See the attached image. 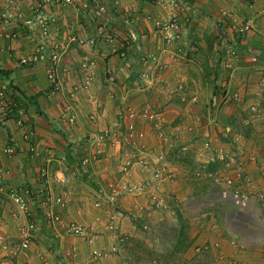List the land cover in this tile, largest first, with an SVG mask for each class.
<instances>
[{"label":"crops","instance_id":"0c3cea01","mask_svg":"<svg viewBox=\"0 0 264 264\" xmlns=\"http://www.w3.org/2000/svg\"><path fill=\"white\" fill-rule=\"evenodd\" d=\"M89 1L77 0L81 4ZM103 1L107 12L92 18L80 5L65 4L62 0H50L36 11L30 10L23 0H0V14L7 17L4 22L0 19V89L4 86L0 99V176L4 182V190L0 192V233L6 239V244L0 248V263L14 264L7 257L9 253L16 255L15 264H120L123 258L131 256L126 246L119 254H108L88 263L85 250L101 252L112 245L107 229L91 242L77 241L63 234L62 229L47 226L40 214L44 199L49 195L62 196L63 207L46 206L58 213L64 223L85 220L83 222L90 221L100 227L93 214L101 215L95 207L103 205L101 195L106 185V192L113 189L116 195L111 202L118 207L117 217L114 216L122 232L131 235L134 231L128 222V211L137 212V207H141L156 215L155 206L151 207L147 198L149 193L145 192L150 190L155 198L160 192L167 200L190 189L192 203L196 202L190 205V210L198 213L200 209L209 211L211 208L214 213L199 212L197 217L190 218V264H212L220 254L235 258L238 264H264L258 239H247L235 227V221L227 217L223 216L219 224L215 222L213 216L221 212L209 205L208 181L196 182L191 172L188 174V170L192 171L201 162L214 167L218 164L215 154L202 147L203 140L209 139L215 146L235 148L216 139L223 129H228L226 121L234 106L227 100L219 107H212L210 116L215 117L216 123L209 130L207 125L199 126L208 116L207 111L211 109L208 105H213L221 92L237 91L240 96L245 92L248 104L255 105L259 113L264 110L261 91L264 0ZM172 14L178 20L179 29L176 38L165 43L155 22ZM247 17H253V28L241 35L238 28ZM40 18L48 23L46 37L40 35ZM53 44L61 52L56 67L60 89L51 95L47 56L25 65H21L20 60L30 59L40 45L47 53ZM178 48H183V54H190L187 65L190 72L187 67L183 72L182 63L172 60L175 56L179 58ZM231 50H235L237 56L230 59L229 71L224 65ZM163 65L165 69L160 71ZM179 85L186 89L179 90ZM180 99L187 100L186 109L180 106ZM124 107L134 108L139 113L150 109L153 115L149 120L137 119L142 138L137 141L141 147L136 151L139 152L136 160L132 154L134 147L122 134L123 122L117 121ZM4 108L11 109L5 117ZM91 114L95 115L93 120L89 119ZM179 116H186V123L193 129L190 143L183 147L190 152L188 161L172 157V150L166 149L153 134L152 128L157 123L171 134L167 136L169 142H176L178 136L173 122ZM69 117L73 118L72 122L68 121ZM154 117H158L157 121ZM196 118L200 121L193 125ZM102 131L107 136L99 142L97 137L101 134L98 133ZM26 133H30V138H25ZM198 135L200 138L194 140ZM249 138H242L243 142L237 145L245 161L242 170L249 178L260 177L258 181H262L258 163L247 158L251 155L260 158L264 141L260 145L253 143L248 151L243 144ZM89 143L95 144L93 152L99 150L102 154L95 159L92 156L93 161L89 159L91 163L83 165L82 157ZM30 146L38 151L37 156L29 150ZM146 161L164 164L167 175H156L152 166L144 165ZM124 163L130 164L121 172ZM125 184L137 188L122 192ZM19 187L30 189V195L25 197L29 214L26 218L7 194L8 188ZM137 190L143 194L136 195ZM261 209L264 213L263 204ZM108 211L111 212L110 207ZM23 221H32L35 232L28 248L16 252L11 250L10 244L12 240H19L17 225ZM58 229L59 233H55ZM232 238H236L239 245L243 242V249L230 246ZM69 241L74 245L67 244ZM253 241L257 248L252 246ZM45 242L50 248L58 246L59 250L46 252L41 249ZM214 243L219 247L215 248ZM70 249L75 251L74 255Z\"/></svg>","mask_w":264,"mask_h":264},{"label":"rangeland","instance_id":"374dc122","mask_svg":"<svg viewBox=\"0 0 264 264\" xmlns=\"http://www.w3.org/2000/svg\"><path fill=\"white\" fill-rule=\"evenodd\" d=\"M190 51V50H189ZM228 57L225 61L224 68L225 70H231L232 68V63L230 59H234V56H237L235 50H231L228 52ZM179 58L176 56L172 58L174 62H180L182 63V70L185 72V68L187 69L188 72H190V68H188V64H190V54L185 55V54H179ZM165 69V65L160 68V71H163ZM179 90H185L186 87L183 85H179L177 87ZM261 91L262 94H264V83L263 87L261 86ZM245 93V92H244ZM243 93V96H240V94L236 91L233 93L230 92H221V96L217 97L216 100H214L213 105L209 104L208 106L211 108L210 110L207 111L208 116H205V122L201 123V125H207L206 129H210L211 125H214L216 123L215 117L212 118L210 116L213 113L212 109L219 107L224 103L226 100L233 105V109L231 113L229 114L228 120L226 121V125L228 129H223L221 133L218 134V137L216 139L225 141L226 144H230L231 147H235L230 149L229 146H215L212 144V142L209 139L203 140L202 147L206 151H212V153L215 154V161L218 162L216 166H209L208 162H201L198 165L192 169V171L188 170V174L190 175L191 172V178L196 181H208L207 184H209L211 193L209 194V200L208 202L211 203L209 204L211 207H215V211H219L218 215H214L213 218L216 220L218 224L223 221V216L227 219H230L232 221H235V227L240 231V234H243L244 236L247 237V239L251 240L255 238L259 239V232L263 230L262 224L259 223V221L255 218L256 215L260 218V214L263 215V210H258L257 213H254L253 206H250L245 214L243 213H237L236 208L232 206V202L228 199H223L219 196L220 190L223 188L221 184H214L213 179L210 177H206L205 173L202 170H199V167L201 164L207 163L209 169H214L216 167L220 166L219 161L217 160V155L220 152H230L236 155L237 158L241 159L243 156V153L238 151L237 145H240V143L243 142L242 138L245 137H250L248 141L250 144H248V141L244 142L243 147H246V150L250 151L251 148L253 147V143L256 145H260V142L264 141V110L260 111L255 107L253 104H248L249 97L246 96V94ZM180 106H183V109L187 108V100L186 99H180ZM264 103V101H262ZM214 107V108H212ZM264 107V106H263ZM129 112L133 113V118H129L128 114ZM95 118L93 114L89 115L90 117ZM152 114L150 109L148 110H143L141 113L136 111L134 108H129V107H124L123 111H121L118 115V120H121L124 125V131H120L122 134H124L125 140H127L131 145L134 147V150L132 152L133 155L136 157L134 160L139 157V152L138 149L141 147L139 143L137 142L140 137L141 129L137 128L138 125V118L144 119V120H149L152 118ZM147 117V118H145ZM154 119H158V117H154ZM93 120V119H90ZM175 122H173V126L175 128V135H177V140L176 142H169V138L167 137L168 134L167 128L164 129L163 126H159V124H155V126L152 128L153 129V134L157 136V138L161 141L162 145L166 146V149H170L171 151V156L174 158L182 159L184 161H188L190 158V152L188 148H183L186 146V144L189 142L190 143V133L193 132L192 126L190 124L188 125L186 123V116H179L174 119ZM200 119H195L194 124L198 125V122ZM132 125V130L129 129V125ZM136 125V126H135ZM151 125V124H150ZM136 127V128H135ZM120 128V127H119ZM237 131V133H236ZM242 132L241 135H239L238 132ZM137 132V134H136ZM152 132V131H151ZM212 132V131H211ZM161 133V135L159 134ZM97 139L99 142L104 141L107 136L105 131L99 132ZM103 134V135H102ZM110 136V135H109ZM143 136V134H141ZM241 136V137H240ZM138 137V139H137ZM200 138V136H194V140ZM262 138V139H261ZM137 139V140H136ZM192 139V140H193ZM124 140V141H125ZM242 141V142H241ZM126 143V141H125ZM170 143V146H169ZM172 144V145H171ZM95 144H87L86 150H85V155L82 158H87L88 162H90L89 159L92 160V156H94V159L98 157V155H101L102 152H99V150H96L93 152V146ZM128 146L129 144L126 143ZM261 147V146H260ZM245 149V148H244ZM262 154L260 157L264 156V144L262 145ZM83 153V154H84ZM131 154V155H132ZM131 155L128 157L129 160ZM133 158V157H132ZM259 158H257L255 155H251L247 160H251L253 163H258ZM260 161V160H259ZM243 160V164H244ZM91 163V162H90ZM125 164V163H124ZM130 163H126L124 166L122 164L121 166V172L124 171V167H126ZM149 161H146L144 165L149 166V168H152V171L154 172L156 169H159L163 171V174L166 173V169L164 167V164H151ZM155 165V167H154ZM154 167V168H153ZM259 171L260 166L258 167ZM187 172H183L185 176ZM259 176V175H257ZM162 177H164L162 175ZM168 181H170V178L166 177ZM190 178V176H189ZM260 177L257 179L251 177L250 181L246 184L245 182H239L236 181V184L233 186L238 188L241 193L245 194L247 192L254 193L255 195L258 194L260 190L264 189V178H262V181H258ZM93 179V178H92ZM93 182H96L93 180ZM111 183V182H110ZM129 184H125L121 189L125 191H131L134 190L130 187H128ZM249 186H252L251 191L249 190ZM152 188V187H151ZM151 188H148L151 189ZM107 187L103 188V193L102 197L103 198V205L102 206H97L95 207L101 212V215L98 213H94L93 217L95 221H99L101 224L100 227H95L94 224H91L90 221L88 222H83L85 220H82L81 217L80 220H72V221H65V222H72L78 225H81L84 231V234L82 235H73V234H68L63 231V234H66V236H71L73 239H77L80 241H85V242H91V240L95 239L97 235H100L103 233V230H106L110 233L112 236L113 243L111 246H109L107 249L101 250V252H98L96 249H87L85 250V255L87 256V259L89 260L88 263H91V261L98 260L99 257L100 259L103 257L105 258L108 254L114 255V254H119L120 250L125 248L126 246L129 247L130 254L131 256H126L127 258H123L120 264H190V248H191V240H190V218L192 217H197V214L199 215V212H209L211 214L213 213V210L210 208L209 211L208 209H200L199 212L194 210H190V205L193 206V204H196V202L192 203V199L190 198V189L189 192H180L179 196L176 198H171L168 197L167 200L161 195L160 192H157L155 194L156 198L153 197L154 193H151L150 190L145 192L146 194L149 193L147 198L151 201H149L150 206H155L156 208V215L154 213H151L149 209L137 207V212L133 211H128V222L132 224L133 226V233L130 235L126 232H122L120 230V226L118 225L117 219H115V216L117 214L116 210L118 211V207H116L114 202H111L112 199L115 201L116 195L112 193L110 190L109 192L107 191ZM192 189V188H191ZM123 192V191H122ZM140 190H137L135 192L136 195H140L143 193H140ZM134 194V195H135ZM163 194V193H162ZM100 199V198H99ZM111 199V200H110ZM169 201V202H168ZM112 203H114L112 205ZM257 203V202H256ZM148 204V205H149ZM209 206V207H210ZM262 205L258 203L257 208L261 207ZM110 207V211H108ZM228 209V212L226 210ZM115 211V212H114ZM119 211H121L119 209ZM212 211V212H211ZM260 212V214H258ZM125 213V212H124ZM146 214V215H145ZM230 214V215H228ZM256 214V215H254ZM120 218V215H118ZM209 216L208 214L206 217ZM117 217V215H116ZM41 220V219H40ZM59 227H56L57 229ZM54 230V229H53ZM59 233V229L55 233ZM1 234V233H0ZM3 237L5 236L4 234H1ZM5 238V237H4ZM60 238V237H59ZM70 238V237H69ZM19 239V238H18ZM6 240V239H5ZM254 242V241H253ZM251 243V241H250ZM6 244V242H5ZM4 244V245H5ZM18 244L19 240H12L11 241V250L13 251H20L18 249ZM70 246H73V242H68ZM86 244V243H84ZM41 249L45 250L46 252L49 251L50 249L57 251L59 250L58 246L55 248H50L49 243L45 242L43 245H41ZM252 246L256 247L255 242L252 244ZM0 248L2 249V244H0ZM257 248V247H256ZM72 251V255H74L75 251L70 249ZM68 250H64V253ZM89 251V252H88ZM15 252V253H16ZM53 252V251H52ZM1 254V252H0ZM66 254V253H65ZM64 254V255H65ZM23 255V254H22ZM5 256V255H4ZM86 256L85 260L86 261ZM9 259H11V262L14 264L16 263L17 257L13 253H9L7 256ZM71 257V256H70ZM5 258V257H4ZM16 258V259H15ZM0 264H3L0 263ZM10 264V263H9Z\"/></svg>","mask_w":264,"mask_h":264},{"label":"built area","instance_id":"2783aa9c","mask_svg":"<svg viewBox=\"0 0 264 264\" xmlns=\"http://www.w3.org/2000/svg\"><path fill=\"white\" fill-rule=\"evenodd\" d=\"M24 3L27 5V7L32 10L36 11L39 9L44 3H48L50 0H37L34 3V0H23ZM65 4H77L80 5V9L83 11H89L92 18L100 17L103 14L107 12L106 4L103 0H90L88 3H80L77 2V0H62ZM156 2H161L164 0H155ZM167 1V0H165ZM184 3V2H183ZM185 5V4H184ZM2 17H0L1 22H4L7 20V17L4 13L0 14ZM253 17H247L244 22L239 26L238 32L241 35H245L248 31H250L253 28ZM39 28H40V35L42 37H46L48 35V23L45 18H40L38 20ZM157 28L163 33V40L165 43H170L172 40H174L177 36V31L179 29L178 20L175 15H170L167 19L159 20L155 22ZM13 36V35H12ZM81 43L82 41L79 40ZM92 42V40H90ZM47 56V79L49 81V84L51 86L50 88V94H55L59 89V81L57 79L56 75V67L59 62L61 52L57 45L53 44L51 45L50 50L45 53V50H43V45H40L35 48V51L33 55L28 58H22L20 60L21 65L28 64L29 62H36L38 60H44ZM253 61H255V58H252ZM3 91L4 86L0 89V99L3 98ZM11 112V109L4 108L2 111L3 116L9 115ZM129 118H133V113L129 112L128 114ZM90 119H93L91 116ZM69 122L73 121L72 117L68 118ZM129 129L132 130V125L130 124ZM161 135V133H159ZM25 138H30V133H26ZM29 150L34 154L38 155V151L30 146ZM9 152H12V150H8ZM217 160L220 163L219 167H216L214 169H209L207 163L201 164L199 167V170H202L205 173V176L208 178L210 177L213 179L214 184H221L223 188L220 190L219 196L223 199H228L232 202V206L236 208L237 213H243L247 211V209L250 206H253L254 213H257V209L260 210V207L257 208L258 203L261 205H264V189L260 190L257 195L251 192H247L245 194L241 193V191L234 187L233 185L236 184V181L239 182H245L246 184L250 181V178L243 173L242 166L243 159H239L236 157L235 154L230 152H220L217 156ZM260 160V161H259ZM82 164H86L88 162V159L82 158ZM259 166H260V175L262 178H264V156L260 157L258 159ZM154 173L158 176L163 175V171L156 169ZM42 174H44V170L42 171ZM111 186V185H110ZM137 187L133 186L132 189H136ZM251 191L252 186L248 187ZM4 190V182L0 176V192ZM113 191V189H111ZM8 197L12 204L20 211V213L26 218L29 214L26 207V201L25 197L30 195V189L28 187H19V188H8ZM257 202V203H256ZM65 203V199L62 196H48L46 199L43 200V207L40 212L41 216L47 223L46 225L49 226L52 229H55L56 226L59 227V229H62L65 233L73 234V235H82L84 234L83 228L81 225L72 223V222H66L64 223L58 213L52 212L46 204H54L58 205L60 207H63ZM97 205V204H96ZM260 214V212L258 213ZM256 215V214H254ZM260 218L258 215L255 216V218L259 221L260 224L263 226V230L259 232V246H260V256L264 261V213L263 215L260 214ZM17 232L19 234V244L18 249L20 251L25 250L28 248L33 233L35 232V224L32 221H23V223L17 225ZM60 235L58 234V238ZM236 239V238H235ZM235 239H230L229 245L233 246L237 249H243L245 244L242 242V245H239ZM6 242L5 238L0 234V244L4 245ZM214 247L218 248L219 244L214 243ZM212 264H238L237 260L234 258L229 259L224 254H220L218 259L214 261Z\"/></svg>","mask_w":264,"mask_h":264},{"label":"trees","instance_id":"16d2710c","mask_svg":"<svg viewBox=\"0 0 264 264\" xmlns=\"http://www.w3.org/2000/svg\"><path fill=\"white\" fill-rule=\"evenodd\" d=\"M182 52H184V51H183V48H178V49L176 50V53H178V54H182ZM184 54H185V55H188V52H185Z\"/></svg>","mask_w":264,"mask_h":264}]
</instances>
